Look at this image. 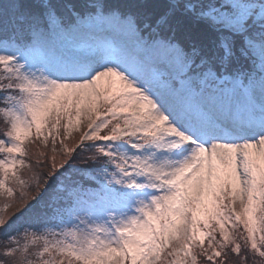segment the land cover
I'll list each match as a JSON object with an SVG mask.
<instances>
[{
  "label": "snow or ice",
  "instance_id": "1",
  "mask_svg": "<svg viewBox=\"0 0 264 264\" xmlns=\"http://www.w3.org/2000/svg\"><path fill=\"white\" fill-rule=\"evenodd\" d=\"M0 264H264V0H0Z\"/></svg>",
  "mask_w": 264,
  "mask_h": 264
},
{
  "label": "trees",
  "instance_id": "2",
  "mask_svg": "<svg viewBox=\"0 0 264 264\" xmlns=\"http://www.w3.org/2000/svg\"><path fill=\"white\" fill-rule=\"evenodd\" d=\"M31 150H32V151H36V150H38V149H36V148H32Z\"/></svg>",
  "mask_w": 264,
  "mask_h": 264
}]
</instances>
